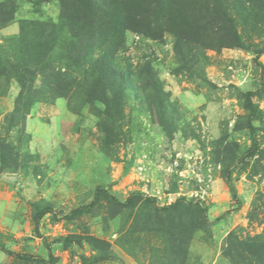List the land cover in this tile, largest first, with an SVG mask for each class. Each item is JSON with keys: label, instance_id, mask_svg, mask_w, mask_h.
I'll return each instance as SVG.
<instances>
[{"label": "rangeland", "instance_id": "1", "mask_svg": "<svg viewBox=\"0 0 264 264\" xmlns=\"http://www.w3.org/2000/svg\"><path fill=\"white\" fill-rule=\"evenodd\" d=\"M14 2L15 20L0 39L18 32V19L57 23L61 14L58 0ZM163 2L196 22L177 31L165 9L141 32L126 30L116 58L137 76L122 95L105 100L90 75L65 96L33 102L10 126L20 87L0 78V140L12 149L11 158L0 155V264H264L227 254L235 256L234 239L264 238V54H256L264 50V0L223 4L234 42L212 0ZM146 69L168 94L165 114ZM249 121L257 151L246 156ZM97 187L120 203L99 197L73 214ZM135 193L153 203L127 202Z\"/></svg>", "mask_w": 264, "mask_h": 264}, {"label": "trees", "instance_id": "2", "mask_svg": "<svg viewBox=\"0 0 264 264\" xmlns=\"http://www.w3.org/2000/svg\"><path fill=\"white\" fill-rule=\"evenodd\" d=\"M61 5V14L57 23L52 21L18 19V32L0 39V78H13L18 82L20 90L16 99L13 113L7 117L8 124L15 126V122L24 118L31 104L39 100H50L67 95L74 87L81 84V80L93 75L95 86L101 89L100 94L105 99L106 93L122 95L134 87L133 77L137 72L132 69H120L116 54L123 43L126 30L141 32L146 27L148 18L157 20L162 10L167 9L163 0H58ZM234 1V0H232ZM236 1V0H235ZM220 22L232 32V41L235 40V31L232 20L225 11L223 4L227 0H212ZM70 10L67 11L68 4ZM142 4V6H141ZM16 4L14 0L0 1V29L15 20ZM172 10V9H171ZM175 11V12H174ZM165 24L180 31L185 25L191 26L196 22L189 11L177 5L169 13ZM157 23L156 21H153ZM237 42V41H236ZM97 52V56L93 54ZM264 54V50L256 51ZM148 66V65H147ZM147 66H144L147 68ZM148 78L152 83L153 96L160 114H165L171 107L168 94L163 92L158 80L152 78L147 70ZM41 77L42 86L35 87V80ZM98 89V90H99ZM250 92L245 93V107L250 117L256 114V107L250 99ZM106 100V99H105ZM251 145L245 155H254L257 151L254 126L249 121ZM1 157H12V149L8 142L0 140ZM232 197L236 202V191L229 185ZM99 197H105L112 202H120L103 187H97L93 199L82 206L75 208L72 213L86 211L93 206ZM143 200L153 203L150 197L135 193L127 198ZM180 198L171 205L176 206L183 202ZM49 211L48 207L40 209L35 217L36 223L41 215ZM246 240L234 239V252L227 253L230 257L246 252L259 262L264 258V238L261 242L248 244ZM72 241L66 240L65 243ZM23 258H31L22 255ZM231 257V258H232ZM51 257H49L50 260Z\"/></svg>", "mask_w": 264, "mask_h": 264}]
</instances>
